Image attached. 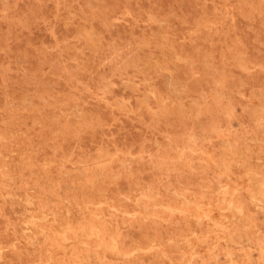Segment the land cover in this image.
Listing matches in <instances>:
<instances>
[{
    "label": "rangeland",
    "instance_id": "rangeland-1",
    "mask_svg": "<svg viewBox=\"0 0 264 264\" xmlns=\"http://www.w3.org/2000/svg\"><path fill=\"white\" fill-rule=\"evenodd\" d=\"M129 1L0 0V264H264V0Z\"/></svg>",
    "mask_w": 264,
    "mask_h": 264
},
{
    "label": "bare ground",
    "instance_id": "bare-ground-1",
    "mask_svg": "<svg viewBox=\"0 0 264 264\" xmlns=\"http://www.w3.org/2000/svg\"><path fill=\"white\" fill-rule=\"evenodd\" d=\"M10 1H11V0H10ZM42 1H43V0H42ZM105 1H106V0H105ZM121 1H123V0H121ZM137 1H138V0H136V2H137ZM148 1H149V0H148ZM195 1H196V0H195ZM67 2H68V1H67ZM107 2H108V1H107ZM127 2H128V1H127ZM129 2H131V0H130ZM153 2H154V1H153ZM49 3H50V2H49ZM49 3H47V4H49ZM63 3H64V2H63ZM63 3H62V4H63ZM105 3H106V2H105ZM105 3H104V4H105ZM110 3H111V2H110ZM117 3H119V2H117ZM122 3H124V2H122ZM197 3H198V2H197ZM40 4H41V3H40ZM50 4H51V3H50ZM52 4H53V3H52ZM64 4H66V3H64ZM68 4H69V2H68ZM119 4H120V3H119ZM153 4H154V3H153ZM58 5H59V4H58ZM58 5H57V7H58ZM69 5H70V4H69ZM154 5H155V4H154ZM48 6H49V5H47L46 8H47ZM71 6H72V5H71ZM118 6H119V5H118ZM120 6H121V5H120ZM209 6H210V5H209ZM41 7H42V6H41ZM51 7H52V6H51ZM66 7H68V5H66ZM66 7H65V8H66ZM150 7H151V6H150ZM174 7H175V6H174ZM189 7H190V5H189ZM201 7H202V6H201ZM215 7L217 8L218 6H215ZM1 8H2V7H1ZM59 8H61V6H60ZM59 8H58V9H59ZM70 8H71V7H70ZM70 8H69V9H70ZM126 8H127V7H126ZM154 8H156V5L154 6ZM179 8H180V7H179ZM50 9H51V8H50ZM52 9H53V8H52ZM71 9H72V8H71ZM143 9H145V7H144ZM151 9H152V8H151ZM174 9H176V8H174ZM195 9H196V8H195ZM205 9H206V8H205ZM59 10H60V9H59ZM59 10H58V11H59ZM139 10H140V9H139ZM145 10H146V9H145ZM188 10H189V9H188ZM70 11H73V10H70ZM95 11H96V10H95ZM166 11H167V10H166ZM179 11H180V10H179ZM179 11H178V12H179ZM38 12H39V10H38ZM40 12H41V11H40ZM40 12H39V13H40ZM88 12H89V11H88ZM117 12H118V11H117ZM182 12H183V11H182ZM188 12H189V11H188ZM19 13H20V12H19ZM41 13H42V12H41ZM130 13H131V11H130ZM152 13H153V12H152ZM175 13H176V12H175ZM4 14H5V13H4ZM111 14H112V13H111ZM126 14H127V13H126ZM141 14H142V12H141ZM141 14H140V16L143 15V14H142V15H141ZM178 14H179V13H178ZM5 15H6V14H5ZM32 15H33V14H32ZM93 15H94V14H93ZM138 15H139V14H138ZM183 15H184V14H183ZM253 15H255V14H253ZM7 16H8V15H7ZM36 16H37V15H36ZM45 16H46V15H45ZM74 16H75V15H74ZM109 16H110V14H109ZM114 16H115V15H114ZM117 17H118V15H117ZM124 17H125V16H124ZM135 18H136V17H135ZM137 18H138V17H137ZM141 18H143V16H142ZM195 18H196V17H195ZM201 18H202V17H201ZM122 19H124V18H122ZM130 19H131V18H130ZM130 19H129V20H130ZM177 19H178V18H177ZM198 19H200V17H199ZM51 20H52V18H51ZM114 20H115V19H114ZM116 20H117V19H116ZM189 20H190V19H189ZM214 20H215V19H214ZM56 22H57V21H56ZM67 22H68V21H67ZM92 24H93V22H92ZM116 24H118V22H116ZM121 24H122V22H121ZM190 24H191V22H190ZM96 26H97V25H96ZM116 26H117V25H116ZM145 26H146V25H145ZM151 26H152V25H151ZM178 26H179V25H178ZM178 26H177V28H178ZM193 26H194V24H193ZM12 27H13V26H12ZM117 27H118V26H117ZM148 27H150V26H148ZM1 28H2V27H1ZM153 28H154V27H153ZM153 28H151V29L153 30ZM16 29H17V28H16ZM113 29H115V28H113ZM116 29H117V28H116ZM120 29H121V28H120ZM123 29H124V28H123ZM184 29H185V26H184ZM212 29H213V28H212ZM212 29H211V30H212ZM53 30H54V29H53ZM103 30H104V29H103ZM135 30H136V29H135ZM135 30H132V31H135ZM182 30H183V29H182ZM188 30H189V28H188ZM215 30H216V29H215ZM231 30H233V29H231ZM117 31H118V29H117ZM126 31H127V30H126ZM132 31H131V32H132ZM142 31H143V30H142ZM174 31H175V30H174ZM176 31H177V30H176ZM196 31H198V30H196ZM213 31H214V30H213ZM122 32H123V31H122ZM146 32H147V31H146ZM209 33H211V31H210ZM215 33H216V32H215ZM127 34H128V33H127ZM127 34H126V35H127ZM132 34H133V32H132ZM132 34H130V35H132ZM134 34H135V33H134ZM197 34H198V33H197ZM219 34H220V33H219ZM105 35H106V34H105ZM112 35H113V34H112ZM114 35H115V34H114ZM138 35H139V34H138ZM202 35H203V33H202ZM216 35H217V34H216ZM109 36H110V35H109ZM109 36H108V37H109ZM184 36H185V35H184ZM230 36H231V35H230ZM59 37H60V36H59ZM106 37H107V36H106ZM120 37H121V36H120ZM134 37H135V36H134ZM149 37H150V36H149ZM126 38H128V37L126 36ZM135 38H136V37H135ZM179 38H180V36H179ZM184 38H185V37H184ZM209 38H210V37H209ZM209 38H208V39H209ZM213 38H214V37H213ZM215 38H216V37H215ZM215 38H214V42H215ZM107 39H108V38H107ZM123 39H124V38H123ZM131 39H132V37H131ZM131 39H130V40H131ZM143 39H144V38H143ZM180 39H181V38H180ZM217 39H218V38H217ZM225 39H226V38H225ZM30 40H32V39H30ZM109 40H110V39H109ZM139 40H140V39H139ZM144 40H146V39H144ZM167 40H169V39H167ZM212 40H213V39H211L210 41H212ZM42 41H43V40H42ZM42 41H41V42H42ZM133 41H134V38H133ZM217 41H218V40H217ZM226 41H227V40H226ZM231 41H232V40H231ZM240 41H241V39H240ZM52 42H53V41H52ZM74 42H75V41H74ZM115 42H118V41H115ZM214 42H213V43H214ZM50 43H51V42H50ZM68 43H69V41H68ZM103 43H104V41H103ZM180 43H182V42H180ZM185 43H186V42H185ZM78 44H79V43H78ZM114 44H115V43H114ZM116 44H117V43H116ZM150 44H151V43H150ZM150 44H149V45H150ZM183 44H184V43H183ZM183 44H181V45H183ZM205 44H206V43H205ZM209 44H212V42L209 43ZM214 44H215V43H214ZM227 44H228V43H227ZM243 44H244V43H243ZM206 45H207V44H206ZM215 45H216V44H215ZM12 46H13V45H12ZM21 46H22V45H21ZM76 46H77V45H76ZM112 46H113V44H112ZM131 46H132V45H131ZM131 46H130V47H131ZM141 46H142V45H141ZM141 46H140V48H141ZM183 46H186V48H187V45L184 44ZM203 46H204V45H203ZM221 46H222V45H221ZM47 47H48V46H47ZM114 47H115V46H114ZM117 47H118V45H117ZM134 47H136V45H135ZM147 47H148V45H147ZM217 47H219V42H218V46H217ZM246 47H248V46H246ZM60 48H61V47H60ZM60 48H59V49H60ZM118 48H119V47H118ZM186 48H185V50H186ZM188 48H189V47H188ZM212 48H213V45H212ZM214 48H216V47H214ZM219 48H220V47H219ZM41 49H42V48H41ZM103 49H104V48H103ZM156 49H157V48H156ZM196 49H197V48H196ZM200 49H201V48H200ZM200 49H199V50H200ZM203 49H204V48H203ZM44 50H45V49H44ZM104 50H105V49H104ZM113 50H114V49H113ZM124 50H125V49H124ZM126 50H127V49H126ZM158 50H159V49H158ZM176 50H177V48H176ZM207 50H208V49H207ZM246 50H247V48H246ZM248 50H249V48H248ZM66 51H67V50H66ZM66 51H65V52H66ZM109 51H110V50H109ZM134 51H135V50H134ZM211 51H212V50H211ZM216 51H217V49H216ZM36 52H37V51H36ZM68 52H69V51H68ZM75 52H76V51H75ZM113 52H114V51H113ZM157 52H158V51L155 52L156 55H157ZM162 52L165 53L164 50H163ZM202 52H203V51H202ZM209 52H210V51H209ZM66 53H67V52H66ZM77 53H78V52H77ZM105 53H106V52H105ZM105 53H104V54H105ZM110 53H111V52H110ZM115 53H116V52H115ZM166 53H167V52H166ZM177 53H178V52H177ZM191 53H192V51H191ZM246 53H248V52H246ZM249 53H251V52H249ZM71 54H72V53H71ZM162 54H163V53H162ZM251 54H252V53H251ZM251 54H250V56H251ZM7 55H8V54H7ZM11 55H12V54H11ZM113 55H115V54H113ZM153 55H154V54H153ZM184 55H185V54H184ZM70 56H71V55H70ZM116 56H117V54H116ZM154 56H155V55H154ZM167 56H168V54H167ZM185 56H186V55H185ZM242 56H243V55H242ZM248 56H249V54L247 55V58H248ZM252 56H254V55H252ZM10 57H11V56H10ZM97 57H98V56H97ZM97 57H96V58H97ZM110 57H111V56H110ZM117 57H118V56H117ZM117 57H116V58H117ZM149 57H150V56H149ZM165 57H166V56H165ZM165 57H164V58H165ZM191 57H192V56H191ZM229 57H230V56H229ZM229 57H228V58H229ZM38 58H39V56H38ZM98 58H99V57H98ZM98 58H97V59H98ZM104 58H106V57H104ZM123 58L125 59V57H123ZM128 58H129V57H128ZM159 58H160V57H159ZM164 58H163V59H164ZM169 58H170V57H169ZM224 58H225V57H224ZM254 58H255V57H254ZM97 59H96V60H97ZM101 59H102V58H101ZM256 59H257V58H256ZM259 59H260V58H259ZM119 60H120V57H119ZM125 60H127V59H125ZM135 60H136V59H135ZM153 60H154V59H153ZM159 60H160V59H159ZM168 60H169V59H168ZM170 60H171V59H170ZM197 60H199V59L197 58ZM209 60H210V59H209ZM261 60H262V59H261ZM35 61H36V60H35ZM97 61H98V60H97ZM102 61H105V59L102 60ZM102 61H101V62H102ZM131 61H132V60H131ZM138 61H139V60H138ZM144 61H145V60H144ZM221 61H222V60H221ZM223 61H225V60H223ZM251 61H252V60H251ZM253 61H254V60H253ZM257 61H258V60H257ZM263 61H264V60H263ZM263 61H262V62H263ZM2 62H3V61H2ZM99 62H100V61H99ZM106 62L108 63V61H106ZM118 62H119V61H118ZM128 62H129V61H128ZM161 62H163V61H161ZM188 62H189V61H188ZM249 62H250V59H249ZM258 62H259V61H258ZM34 63H35V62H34ZM67 63H68V62H67ZM72 63H73V62H72ZM104 63H105V62H104ZM110 63H112V62L110 61ZM110 63H109V65H110ZM147 63H148V61H147ZM155 63H156V62H155ZM159 63H160V62H159ZM164 63H165V61H164ZM206 63H207V62H206ZM208 63H210V62H208ZM75 64H76V63H75ZM95 64H97V63H95ZM122 64H123V62H122ZM160 64H161V63H160ZM167 64H168V63H167ZM174 64L176 65L177 63H174ZM178 64H179V63H178ZM226 64H227V63H226ZM80 65H81V64H80ZM93 65H94V64H93ZM100 65H102V64H100ZM104 65H105V64H103V67L106 66V65H105V66H104ZM142 65H143V64H142ZM149 65H151V64H149ZM152 65H153V63H152ZM158 65H159V64H158ZM171 65H172V64H171ZM180 65H181V63H180ZM227 65H228V64H227ZM107 66H108V65H107ZM110 66H111V65H110ZM165 66H166V63H165ZM178 66H179V65H177V67H178ZM185 66H186V65H185ZM210 66H211V65H210ZM212 66H213V65H212ZM217 66H218V65H217ZM217 66H216V67H217ZM64 67H67V66H64ZM72 67H73V66H72ZM100 67H101V66H100ZM111 67H112V66H111ZM115 67H116V66H115ZM138 67H139V66H138ZM141 67H143V66H141ZM147 67H149V66H147ZM166 67H167V66H166ZM166 67H165V68H166ZM179 67H180V66H179ZM248 67H249V66H248ZM251 67H252V66H251ZM32 68H33V67H32ZM32 68H31V69H32ZM109 68H110V67H109ZM118 68H119V67H118ZM131 68H132V67H131ZM153 68H155V67H153ZM161 68H162V67H161ZM242 68H243V67H242ZM31 69H29V70H31ZM61 69H62V68H61ZM67 69H68V67H67ZM95 69H97V68L95 67ZM103 69H104V68H103ZM123 69H124V66H123ZM133 69H134V68H133ZM144 69H145V68H144ZM169 69H170V68H169ZM182 69H183V67H182ZM184 69H186V68H184ZM107 70H108V69H107ZM141 70H143V69H141ZM160 70H161V69H160ZM178 70H179V69H178ZM33 71H34V70H32V72H33ZM110 71H111V70H110ZM110 71H109V72H110ZM123 71H124V70H123ZM133 71H134V70H133ZM137 71H138V70H137ZM139 71H140V69H139ZM165 71H166V70H165ZM165 71H164V72H165ZM180 71H181V70H180ZM183 71H184V70H183ZM203 71H204V70H203ZM207 71H208V70H207ZM22 72H23V71H22ZM52 72H53V71H52ZM64 72H65V71H64ZM94 72H95V71H94ZM97 72H98V71H97ZM116 72H118V70H116ZM121 72H122V71H121ZM127 72H128V71H127ZM144 72H145V71H144ZM158 72H159V70H158ZM162 72H163V70H162ZM167 72H169V71H167ZM181 72H182V71H181ZM181 72H180V73H181ZM217 72H218V71H217ZM23 73H24V72H23ZM33 73H34V72H33ZM50 73H51V72H50ZM67 73H68V72H67ZM71 73H72V72H71ZM76 73H77V72H76ZM101 73H102V72H101ZM113 73H115V72H113ZM113 73H112V74H113ZM124 73H125V72H124ZM128 73H129V72H128ZM152 73H153V72H152ZM195 73H196V72H195ZM256 73H258V72H256ZM256 73H255V74H256ZM19 74H20V73H19ZM19 74H16V75L18 76ZM24 74H25V73H24ZM28 74H29V73H28ZM31 74H32V73H31ZM48 74H49V73H48ZM51 74H52V73H51ZM54 74H55V73H54ZM64 74H65V73H64ZM97 74H98V73H97ZM106 74H107V73H106ZM153 74H154V73H153ZM159 74H160V73H159ZM159 74H158V75H159ZM168 74H169V73H168ZM172 74H173V73H172ZM203 74H204V73H203ZM16 75H15V76H16ZM70 75H71V74H70ZM116 75H117V74H116ZM123 75H124V74H123ZM126 75H127V74H126ZM160 75H161V74H160ZM175 75H176V74L174 73V76H175ZM211 75H212V74H211ZM230 75H231V74H230ZM249 75H250V74H249ZM2 76H3V75H2ZM2 76H1V77H2ZM7 76H8V75H7ZM7 76H6V77H7ZM36 76H37V75H36ZM45 76H46V75H45ZM59 76H60V75H59ZM73 76H74V75H73ZM96 76H97V75H96ZM102 76H103V75H102ZM129 76H130V75H129ZM131 76H132V75H131ZM141 76H142V75H141ZM176 76H177V75H176ZM179 76H180V75H179ZM226 76H227V75H226ZM247 76H248V75L246 74L245 77H247ZM260 76H261V75H260ZM1 77H0V78H1ZM48 77H50V76H48ZM61 77H62V76H61ZM76 77H77V76L75 75V78H76ZM99 77H100V76H99ZM106 77H107V76H106ZM108 77H109V76H108ZM110 77H111V76H110ZM110 77H109V78H110ZM115 77H116V76H115ZM120 77H121V76H120ZM125 77H126V76H125ZM212 77H213V76H212ZM232 77H233V76H232ZM250 77H251V76H250ZM8 78H9V77H8ZM14 78H15V77H14ZM19 78H21V77H19ZM28 78H29V77H28ZM51 78H52V77H51ZM102 78H103V77H102ZM113 78H114V77H113ZM141 78H142V77H141ZM155 78H157V77H155ZM173 78H174V77H173ZM181 78H182V77H180V79H181ZM219 78H220V77H219ZM235 78H236V77H235ZM240 78H241V77H240ZM256 78H257V77H256ZM9 79H10V78H9ZM15 79L17 80V78H15ZM77 79H78V78H77ZM93 79H94V78H93ZM99 79H100V78H99ZM111 79H112V78H111ZM114 79H115V78H114ZM125 79H126V78H125ZM145 79H146V78H145ZM183 79H186V78H183ZM199 79H200V78H199ZM205 79H206V78H205ZM226 79H227V78H226ZM261 79H264V78H261ZM11 80H12V79H11ZM20 80H21V79H20ZM78 80H79V79H78ZM81 80H82V79H81ZM84 80H85V79H84ZM84 80H82V81H84ZM86 80H87V79H86ZM105 80H106V79H105ZM128 80H129V79H128ZM130 80H131V79H130ZM132 80H134V79H132ZM150 80H151V79H150ZM218 80H219V79H218ZM234 80H235V79H234ZM245 80H246V79H245ZM76 81H77V80H76ZM88 81H89V80H88ZM191 81H192V80H191ZM201 81H202V80H201ZM207 81H209V79H208ZM225 81H226V80L224 79L223 82H225ZM227 81H228V80H227ZM231 81H232V80H231ZM242 81H243V80H242ZM256 81H257V80H256ZM0 82H1V81H0ZM3 82H4V81H3ZM11 82H12V81H11ZM15 82H16V81H15ZM18 82H19V81H18ZM89 82H90V81H89ZM102 82H103V81H102ZM116 82H117V81H116ZM159 82H160V81H159ZM199 82H200V81H199ZM223 82H222V84H224ZM258 82H259V81H258ZM13 83H14V81H13ZM16 83H17V82H16ZM73 83H74V82H73ZM111 83H114V82H111ZM149 83H151V81H150ZM153 83H154V82H153ZM157 83H158V82H157ZM201 83H202V82H201ZM247 83H248V82H247ZM21 84H22V83H21ZM93 84H94V83H93ZM98 84H99V83H98ZM123 84H124V83H122V85H123ZM128 84H129V83H128ZM155 84H156V83H155ZM185 84H186V83H185ZM199 84H200V83H199ZM202 84H203V83H202ZM256 84H257V83H256ZM260 84H261V83H260ZM263 84H264V83H263ZM3 85H4V83H3ZM6 85H8V84L6 83ZM62 85H63V84H62ZM67 85H68V84H67ZM72 85H73V84H72ZM88 85H89V84H88ZM159 85H160V84H159ZM189 85H190V81H189ZM225 85H226V84H225ZM258 85H259V84H258ZM14 86H15V85H14ZM59 86H60V85H59ZM76 86H77V85H76ZM90 86H91V84H90ZM90 86H89V87H90ZM150 86H152V85H150ZM185 86H186V85H185ZM191 86L193 87V85H191ZM226 86H227V85H226ZM259 86H260V85H259ZM261 86H262V88L264 87L263 85H261ZM10 87H12V86H10ZM62 87H63V86H62ZM95 87H96V86H95ZM98 87H100V86L98 85ZM153 87H155V86H153ZM156 87H157V86H156ZM156 87H155V88H156ZM159 87H160V86H159ZM194 87H195V84H194ZM206 87H207V85H206ZM228 87H229V84H228ZM234 87H235V86H234ZM63 88H64V87H63ZM91 88H92V87H91ZM142 88H143V87H142ZM197 88H198V87H197ZM207 88H208V87H207ZM209 88H210V87H209ZM211 88H212V87H211ZM235 88H236V87H235ZM17 89H18V88H17ZM42 89H43V88H42ZM54 89H55V87H54ZM109 89H110V88H109ZM133 89H134V88H133ZM136 89H137V88H136ZM143 89H144V88H143ZM157 89H158V88H157ZM161 89H162V88H161ZM187 89H188V88H187ZM192 89H193V88H192ZM192 89H191V90H192ZM216 89H217V88H216ZM218 89H219V88H218ZM260 89H261V88H260ZM64 90H65V89H64ZM84 90L86 91L87 89H84ZM140 90H141V89H140ZM144 90H146V89H144ZM206 90H207V89H206ZM224 90H225V89H224ZM9 91H10V89H9ZM13 91H14V89H13ZM19 91H20V90H19ZM21 91H23V90H21ZM65 91H67V90H65ZM102 91H103V90H102ZM138 91H139V90H138ZM244 91H245V90H244ZM254 91H255V90H254ZM6 92H7V91H6ZM57 92H59V91H57ZM88 92H89V91H88ZM88 92H87V93H88ZM195 92H196V91H195ZM247 92H248V91H247ZM17 93H18V92H17ZM17 93H16V96H17ZM90 93H91V92H90ZM149 93H150V92H149ZM158 93H159V92H158ZM160 93H161V92H160ZM189 93H190V92H189ZM248 93H250V92H248ZM84 94H85V93H84ZM152 94L154 95V93H151V96H152ZM202 94H203V93H202ZM0 95H1V94H0ZM21 95H22V94H21ZM64 95H65V94H63V96H64ZM99 95H100V94H99ZM180 95H181V94H180ZM187 95H188V94H187ZM233 95H234V94H233ZM245 95H246V93H245ZM263 95H264V94H263ZM16 96H15V97H16ZM58 96H59V93H58ZM157 96H158V95H157ZM194 96H195V95H193V98H194ZM203 96H204V98H205V95H204V94H203ZM0 97H1V96H0ZM13 97H14V96H13ZM43 97H44V96H43ZM59 97H60V96H59ZM105 97H106V96H105ZM110 97H111V96H110ZM122 97H123V96H122ZM125 97H126V96H125ZM125 97H124V98H125ZM159 97H160V96H159ZM179 97H180V96H179ZM252 97H253V96H252ZM11 98H12V97H11ZM19 98H20V97H19ZM62 98H63V97H62ZM65 98H66V97H65ZM87 98H88V97H87ZM89 98H91V97H89ZM148 98H149V97H148ZM182 98H184V97H182ZM200 98H201V97H200ZM81 99H82V98H81ZM92 99H93V98H92ZM106 99H107V98H106ZM135 99H136V98H135ZM201 99H202V98H201ZM236 99H237V98H236ZM47 100H48V99H47ZM63 100H64V98H63ZM107 100H109V98H108ZM148 100H150V99H148ZM197 100H198V99H197ZM202 100H203V99H202ZM219 100H220V98H219ZM222 100H223V99H222ZM229 100H230V99H228V101H229ZM239 100H240V99H239ZM244 100H245V99H244ZM244 100H243V101H244ZM49 101H50V100H49ZM82 101H83V100H82ZM215 101H216V100H215ZM220 101H221V100H220ZM230 101H231V100H230ZM236 101H237V100H236ZM50 102H51V101H50ZM83 102H84V101H83ZM147 102H148V101H147ZM223 102H224V101H223ZM247 102H249V101H247ZM247 102H246V103H247ZM35 103H36V102H35ZM56 103H57V102H56ZM148 103H149V102H148ZM150 103H151V102H150ZM153 103H154V102H153ZM197 103H199V102H197ZM217 103L220 104V102H217ZM232 103H235V102H232ZM77 104H78V103H77ZM132 104H133V103H131V106H132ZM151 104H152V103H151ZM182 104H183V103H182ZM38 105H40V104L38 103ZM109 105H111V104L109 103ZM180 105H181V104H180ZM215 105H217V104H215ZM236 105H237V104H236ZM236 105H235V106H236ZM242 105H243V104H242ZM242 105H241V106H242ZM61 106H62V105H61ZM85 106H86V105H85ZM101 106H102V105H101ZM207 106H208V104H207ZM76 107H77V106H76ZM125 107H127V106H125ZM151 107H152V106H151ZM163 107H164V106H163ZM170 107H171V106H170ZM186 107H187V106H186ZM210 107H211V106H210ZM229 107H230V106H229ZM62 108H63V107H62ZM84 108H85V107H84ZM154 108H155V107H154ZM220 108H221V107H220ZM236 108H237V107H236ZM240 108H241V107H240ZM240 108H239V109H240ZM41 109H42V107H41ZM48 109H49V108H48ZM70 109H71V108H70ZM88 109H89V108H88ZM99 109H100V108H99ZM103 109H104V108H103ZM151 109H152V108H151ZM225 109H228V108H225ZM229 109H230V108H229ZM229 109H228V110H229ZM43 110H44V109H43ZM90 110H91V109H90ZM112 110H113V109H112ZM168 110H169V109H168ZM208 110H209V109H208ZM220 110H221V109H220ZM240 110L242 111V109H240ZM51 111H52V110H51ZM69 111H70V110H69ZM69 111H68V112H69ZM75 111H76V109H75ZM81 111H82V110H81ZM114 111H115V110H114ZM116 111H117V110H116ZM210 111H211V110H210ZM224 111H225V110H224ZM226 111H227V110H226ZM231 111H232V110H231ZM1 112H2V111H1ZM52 112H54V111H52ZM59 112H60V111H59ZM71 112H72V110H71ZM84 112H85V111H84ZM84 112H83V113H84ZM87 112H88V111H87ZM95 112H96V111H95ZM104 112L106 113L105 110H104ZM201 112H203V111H201ZM228 112H229V111H228ZM27 113H28V112H27ZM37 113H38V112H37ZM99 113H100V112H99ZM99 113H97V114H99ZM105 113H104V114H105ZM109 113H110V112H109ZM168 113H169V112H168ZM212 113H213V112H212ZM229 113H230V112H229ZM231 113H232V112H231ZM97 114H96V115H97ZM100 114H101V113H100ZM197 114H198V112H197ZM31 115H32V114H31ZM31 115H30V116H31ZM38 115H39V114H38ZM60 115H63V114H60ZM75 115H76V114H75ZM77 115H78V114H77ZM94 115H95V114H94ZM102 115H103V114H102ZM144 115L146 116V114H144ZM144 115H143V116H144ZM181 115H182V114H180V116H181ZM183 115H184V112H183ZM188 115H189V114H188ZM200 115H201V114H200ZM202 115H203V114H202ZM213 115H214V114H213ZM213 115H212V116H213ZM216 115H217V114H216ZM220 115H221V114H220ZM228 115H229V114H228ZM251 115H252V114H251ZM34 116H35V114H34ZM34 116H32V117H34ZM68 116H69V115H68ZM82 116H83V115H82ZM90 116H91V115H90ZM145 116H144V117H145ZM218 116H219V114H218ZM225 116H226V114H225ZM35 117H36V116H35ZM58 117H59V116H58ZM73 117H74V116H73ZM78 117H79V116H78ZM114 117H117V116H114ZM128 117H130V116H128ZM182 117H183V116H182ZM221 117H222V115H221ZM67 118H68V117H67ZM85 118H86V117H85ZM98 118H99V117H98ZM100 118H101V117H100ZM102 118H103V117H102ZM141 118H142V117H141ZM147 118H148V116H147ZM168 118H169V117H168ZM227 118H228V117H227ZM55 119H56V118H55ZM71 119H72V118H71ZM130 119H131V118H130ZM134 119H135V118H134ZM159 119H161V118H159ZM170 119H171V118H170ZM200 119H202V118L200 117ZM205 119H206V118H205ZM215 119H216V118H215ZM28 120H29V119H28V117H27V121H26V122H28ZM56 120H57V119H56ZM76 120H77V119H76ZM87 120H88V119H87ZM90 120H91V119H90ZM96 120H97V119H96ZM105 120H106V119H105ZM107 120H108V118H107ZM122 120H124V119H122ZM157 120H158V119H157ZM168 120H169V119H168ZM179 120L181 121L180 118H179ZM197 120H198V119H197ZM224 120H225V119H224ZM61 121H62V120H61ZM140 121H141V120H140ZM146 121H147V120H146ZM173 121H174V120H173ZM48 122H49V121H48ZM62 122H63V121H62ZM104 122H105V121H104ZM108 122H109V121H108ZM108 122H107V123H108ZM160 122H161V121H160ZM176 122H177V121H176ZM201 122H202V121H201ZM201 122H200V123H201ZM203 122H204V121H203ZM221 122L224 123V121H221ZM59 123H61V122H59ZM105 123H106V122H105ZM125 123H126V122H125ZM162 123H163V122H162ZM185 123H186V121H185ZM191 123H192V122H191ZM207 123H208V121H207ZM15 124L17 125L16 122H15ZM65 124H66V123H65ZM92 124H93V123H92ZM94 124H95V123H94ZM94 124H93V125H94ZM108 124H109V123H108ZM133 124H134V123H133ZM141 124H142V123H141ZM183 124H184V123H183ZM186 124H188V122H187ZM189 124H190V123H189ZM219 124H220V123H219ZM51 125H52V124H51ZM71 125H72V124H71ZM103 125L105 126V124H103ZM106 125H107V124H106ZM161 125H162V124H161ZM164 125H165V124H164ZM175 125H176V124H175ZM204 125H205V124H204ZM209 125H210V124H209ZM27 126H28V125H27ZM42 126H43V125H42ZM53 126H54L53 128L56 129V128H55V125H53ZM66 126H68V125H66ZM72 126H73V125H72ZM115 126H116V125H115ZM117 126H118V125H117ZM133 126H135V125H133ZM137 126H138V125H137ZM172 126H173V125H172ZM210 126H211V125H210ZM0 127H2V126H0ZM56 127H57V126H56ZM69 127H70V126H69ZM165 127H166V126H165ZM167 127H168V126H167ZM207 127H208V126H207ZM207 127H206V128H207ZM72 128H73V127H72ZM75 128H76V127H75ZM75 128H73V129H75ZM99 128H100V127H99ZM114 128H115V127H114ZM48 129H49V127H48ZM118 129H119V128H118ZM159 129H160V128H159ZM173 129H174V128H173ZM173 129H171V130H173ZM194 129H195V128H194ZM203 129H204V128H203ZM217 129H218V128H217ZM22 130H23V129H22ZM96 130H97V129H96ZM103 130H104V128H103ZM106 130H107V129H106ZM116 130H117V128L115 129V131H116ZM137 130H138V129H137ZM137 130H136V131H137ZM156 130H157V129H156ZM174 130H175V129H174ZM185 130H186V129H185ZM192 130H193V128H192ZM245 130H246V129H245ZM45 131H46V130H45ZM104 131H105V130H104ZM161 131H163V130H161ZM179 131H180V130H179ZM203 131H204V130H203ZM38 132H40V131L38 130ZM38 132H37V133H38ZM43 132H44V131H43ZM68 132L70 133V131H68ZM98 132H99V131H98ZM109 132H110V131H109ZM146 132H147V131H146ZM176 132H177V131H176ZM192 132H193V131H192ZM28 133H29V132H28ZM37 133H34V134H37ZM96 133H97V132H96ZM96 133H95V134H96ZM147 133H149V131H148ZM169 133H172V132H169ZM180 133H181V132H180ZM182 133H183V132H182ZM227 133H228V132H227ZM247 133H249V132H247ZM26 134H27V133H26ZM65 134H66V133H65ZM107 134H108V133H107ZM107 134H106V135H107ZM113 134H114V133H113ZM235 134H236V133H235ZM57 135H58V134H57ZM62 135H63V134H62ZM96 135L98 136V134H96ZM182 135H183V134H182ZM212 135H213V134H212ZM246 135H247V134H246ZM36 136H37V135H36ZM36 136H35V137H36ZM45 136H46V135H45ZM63 136H64V135H63ZM79 136H81V135L79 134ZM83 136H84V135H83ZM101 136H102V134H101ZM152 136H153V135H152ZM43 137H44V135H43ZM67 137H69V136H67ZM98 137H99V136H98ZM98 137H96V138H98ZM193 137H194V136H193ZM205 137H207V136H205ZM33 138H34V137H33ZM33 138H32V139H33ZM83 138H84V137H83ZM88 138H89V137H88V135H87V138H86V139H88ZM93 138H94V137H93ZM105 138H106V137H105ZM147 138H148V137H147ZM170 138H171V137H170ZM194 138H195V137H194ZM202 138H203V137H202ZM202 138H199V139L202 140ZM209 138H210V137H209ZM98 139H99V138H98ZM102 139H104V138H102ZM112 139H114V138H112ZM145 139H146V138H145ZM164 139H167V138H164ZM168 139H169V138H168ZM168 139H167V140H168ZM196 139L198 140V137H196ZM207 139H208V137H207ZM35 140H36V138H35ZM66 140H67V138H66ZM71 140H74V139H71ZM88 140H90V139H88ZM108 140H109V139H108ZM138 140H139V139H138ZM161 140H162V139H161ZM187 140H188V139H187ZM197 140H196V142H197ZM200 140H199V141H200ZM68 141H69V140H68ZM103 141L106 142V140H103ZM110 141H111V140H110ZM159 141H160V139H159ZM205 141H206V139H205ZM207 141H208V140H207ZM207 141H206V142H207ZM90 142H91V141H90ZM93 142H94V141H93ZM98 142H99V141H98ZM101 142H102V141H101ZM140 142H141V140H140ZM203 142H204V141H203ZM206 142H204V143H206ZM231 142H232V141H231ZM250 142H251V141H250ZM52 143H53V142H52ZM72 143H73V142H72ZM84 143H85V142H84ZM96 143H97V142H96ZM103 143H104V142H103ZM107 143H109V142H107ZM112 143H113V142H112ZM138 143H139V142H138ZM163 143H164V142H163ZM181 143H182V142H181ZM197 143H198V142H197ZM46 144H47V143H46ZM63 144H64V143H62V144H60V145H63ZM75 144H76V143H74V145H75ZM77 144H78V143H77ZM86 144H87V142H86ZM98 144H100V143H98ZM146 144H147V143H146ZM146 144H145V145H146ZM174 144H176V143L174 142ZM200 144H201V143H200ZM200 144H199V145H200ZM70 145H71V144H70ZM78 145H79V144H78ZM107 145H108V144H107ZM110 145H111V143H110ZM110 145H109V148H110ZM119 145H120V144H119ZM187 145H188V144H187ZM63 146L65 147V145H63ZM75 146H77V145H75ZM80 146H81V145H80ZM85 146H86V145H85ZM85 146H84V147H85ZM97 146H98V145H97ZM101 146H102V145H101ZM103 146H104V144H103ZM148 146H149V145H148ZM200 146H201V145H200ZM202 146H203V145H202ZM81 147H82V146H81ZM81 147H80V148H81ZM104 147H105V146H104ZM125 147H127V146H125ZM142 147H143V146H142ZM166 147H168V146H166ZM169 147H170V146H169ZM177 147H180V146H177ZM71 148H72V146H71ZM73 148H74V147H73ZM78 148H79V147H78ZM94 148H95V147H94ZM102 148H103V147H102ZM109 148H108V149H109ZM114 148H115V147H114ZM117 148H118V147H117ZM119 148H120V147H119ZM135 148L137 149V146H136ZM227 148H228V147H227ZM43 149H44V148H43ZM66 149H67V148H66ZM82 149H83V148H82ZM92 149H93V148H92ZM92 149H91V150H92ZM112 149H113V147H112ZM112 149L110 148V150H112ZM141 149H142V148H141ZM144 149H146V148H144ZM191 149H192V148H191ZM57 150H58V149H57ZM73 150H74V149H73ZM83 150H84V149H83ZM85 150H86V149H85ZM87 150H88V149H87ZM101 150H103V149H101ZM104 150H105V149H104ZM158 150H159V149H158ZM45 151H46V150H45ZM61 151H62V150H61ZM74 151H75V150H74ZM107 151H108V150H107ZM175 151H176V150H175ZM56 152H57V151H56ZM59 152H60V150H59ZM77 152H78V151H77ZM79 152H80V150H79ZM87 152H88V151H87ZM87 152H85V153H87ZM91 152H92V151H91ZM118 152H119V151H118ZM157 152H158V151H157ZM45 153H46V152H45ZM45 153H44V154H45ZM49 153H50V152H49ZM49 153H48V154H49ZM60 153H62V152H60ZM81 153H82V152H81ZM105 153H106V150H105ZM107 153H109V152H107ZM115 153H116V152H115ZM134 153H135V152H134ZM145 153H146V152H145ZM165 153H166V151H165ZM69 154H70V153H69ZM94 154H95V153H94ZM96 154H97V153H96ZM101 154H102V153H101ZM131 154H133V153L131 152ZM155 154H156V153H155ZM171 154H172V152H171ZM186 154H187V153H186ZM45 155H46V154H45ZM62 155H63V153H62ZM71 155H72V154H70V156H71ZM82 155H83V154H82ZM98 155H99V154H98ZM103 155H104V154H103ZM187 155H189V154H187ZM187 155H186V156H187ZM231 155H232V154H231ZM37 156H38V155H37ZM75 156H76V155H75ZM88 156H89V155H88ZM181 156L183 157V155H181ZM186 156H185V158H186ZM193 156H196V155L194 154ZM60 157H61V156H60ZM63 157H64V156H63ZM71 157H72V156H71ZM71 157H70V158H71ZM76 157H77V156H76ZM86 157H87V155H86ZM132 157H133V156H132ZM150 157H151V156H150ZM40 158H41V157H40ZM65 158H66V156H65ZM80 158H81V157H80ZM202 158H204V157H202ZM38 159H39V157H38ZM85 159L87 160V158H85ZM139 159H141V158H139ZM190 159H191V158H190ZM247 159H248V158H247ZM45 160H46V159H45ZM68 160H69V159H68ZM71 160H72V159H71ZM74 160H75V158H74ZM74 160H72V161H74ZM79 160H80V159H79ZM141 160H142V159H141ZM191 160H192V159H191ZM40 161H41V160H40ZM240 161H241V160H240ZM38 162H39V161H38ZM69 162H70V161H69ZM170 162H171V161H170ZM175 162H176V161H175ZM59 163H60V162H59ZM105 163H106V161H105ZM134 163L136 164V161H135ZM153 163H154V162H153ZM192 163L194 164V163H196V162H192ZM53 165H54V164H53ZM55 165H56V164H55ZM96 165H98V164H96ZM183 165H184V164H183ZM188 165H189V164H188ZM190 165H191V164H190ZM190 165H189V166H190ZM37 166H38V165H37ZM50 166L52 167V165H50ZM111 166H112V165H111ZM143 166H144V165H143ZM193 166H194V165H193ZM201 166H203V165L201 164ZM51 167H50V168H51ZM128 167H131V165L128 166ZM128 167H127V168H128ZM155 167H156V166H155ZM173 167H174V165H173ZM176 167H177V166H175V168H176ZM195 167H196V166H194V169H196ZM252 167H253V166H252ZM50 168H49V169H50ZM53 168H54V167H53ZM89 168H91V167H89ZM133 168H134V167H133ZM138 168H139V167H138ZM141 168H142V167H141ZM168 168H169V167H168ZM191 168H192V167H191ZM45 169H47V168L45 167ZM49 169H48V170H49ZM116 169H117V168H116ZM116 169H115V170H116ZM178 169H179V168H178ZM178 169H177V171H178ZM184 169H185V168H184ZM33 170H34V169H33ZM93 170H94V169H93ZM102 170H103V169H102ZM111 170H112V169H111ZM117 170L119 171V169H117ZM123 170H124V169H123ZM129 170H130V169H129ZM131 170H132V169H131ZM153 170H154V169H153ZM153 170H152V171H153ZM45 171H46V170H45ZM50 171H51V170H50ZM57 171H58V170H57ZM106 171H107V169H106ZM48 172H49V171H48ZM119 172H121V171H119ZM140 172H141V171H140ZM140 172H139V173H140ZM184 172H185V171H184ZM49 173H50V172H49ZM52 173H53V172H52ZM57 173H58V172H57ZM87 173H88V172H87ZM111 173H112V171H111ZM132 173L134 174V171H133ZM137 173H138V172H137ZM150 173H151V172H150ZM160 173H161V172H160ZM176 173H178V172H176ZM248 173H249V172H248ZM25 174H26V173H25ZM25 174H24V175H25ZM27 174H28V173H27ZM88 174H89V173H88ZM118 174H119V173H118ZM125 174H126V173H125ZM151 174H152V173H151ZM155 174H158V173H155ZM161 174H162V173H161ZM195 174H196V172H195ZM203 174H204V173H203ZM54 175H55V173H54ZM135 175H136V174H135ZM138 175H139V174H138ZM148 175H149V174H147V176H148ZM244 175H245V174H244ZM51 176H52V175H50V177H51ZM71 176H72V175H71ZM144 176H146V174H145ZM150 176H151V175H150ZM245 176H246V175H245ZM98 177H99V176H98ZM118 177H119V176H118ZM120 177H121V176H120ZM191 177H192V176H191ZM199 177H201V176H199ZM123 178H124V177H123ZM137 178H138V177H137ZM148 178H149V177H148ZM203 178H204V177H203ZM46 179H47V178H46ZM54 179H55V178H54ZM139 179H140V178H139ZM183 179H184V178H183ZM192 179H194V178L192 177ZM140 180H141V179H140ZM150 180H152V179H150ZM150 180H149V181H150ZM189 180H190V178H189ZM246 180H247V179H246ZM107 181H108V180H107ZM119 181H120V179H119ZM178 181H179V180H178ZM178 181H177V182H178ZM38 182H39V181H38ZM40 182H41V181H40ZM47 182H48V181H47ZM102 182H103V181H102ZM123 182H124V181H123ZM183 182H184V180H183ZM188 182H189V181H188ZM115 183H116V182H115ZM124 183H125V182H124ZM137 183H139V181H138ZM197 183H198V182H197ZM38 184H39V183H38ZM118 184H119V183H118ZM129 184H130V182H129ZM204 184H205V183H204ZM97 185H98V184H97ZM258 185H259V184H258ZM124 186H125V185H124ZM129 186H130V185H129ZM154 186H155V185H154ZM119 187H120V186H119ZM119 187H118V188H119ZM130 187H131V186H130ZM173 187H174V185H173ZM177 187H178V185H177ZM223 187H224V186H223ZM223 187H222V188H223ZM225 187H226V186H225ZM263 187H264V186H263ZM59 188H60V186H59ZM59 188H58V189H59ZM114 188H115V187H114ZM134 188H135V187H134ZM175 188H176V186H175ZM175 188H174V189H175ZM178 188H179V187H178ZM178 188H177V189H178ZM130 189H131V188H130ZM84 190H85V189H84ZM121 190H123V189H121ZM128 190H129V189H128ZM131 190H134V189L132 188ZM135 190H136V189H135ZM177 191H178V190H177ZM19 193H20V192H19ZM58 193H59V192H58ZM138 193H139V192H138ZM81 194H82V193H81ZM232 194H233V193H232ZM19 195H20V194H19ZM230 196H232V195L230 194ZM143 197H144V196H143ZM249 197H250V196H249ZM251 197H252V196H251ZM222 198H223V197H222ZM222 198H221V199H222ZM30 199H31V198H30ZM222 200H223V199H222ZM222 200H221V201H222ZM249 200H251V199H249ZM26 201H27V200H26ZM27 202L29 203L30 201H27ZM28 203H27V204H28ZM30 203H31V202H30ZM23 204H24V203H23ZM174 204H175V203H174ZM28 205H29V204H28ZM83 205H84V204H83ZM97 205H99V203H97ZM102 205H103V204H102ZM94 206H95V205H94ZM228 206H229V205H228ZM230 206H231V205H230ZM225 208H228V207H225ZM231 208H232V207H231ZM3 209H4V208H3ZM112 209H113V208H112ZM232 209H233V208H232ZM49 210H50V209H49ZM65 210H66V209H65ZM128 210H129V209H128ZM224 210H225V209H224ZM224 210H223V211H224ZM233 210H234V209H233ZM47 211H48V210H47ZM221 211H222V210H221ZM223 211H222V212H223ZM226 211H227V210H226ZM236 211H237V210H236ZM26 212H27V211H26ZM65 212H66V211H65ZM180 212H182V211H180ZM135 213H136V212H135ZM40 214H41V213H40ZM42 214H43V213H42ZM51 214H52V213H51ZM64 214H67V213H64ZM52 216H53V215H52ZM92 216H94V215H92ZM40 217H41V216H40ZM45 217H46V216H45ZM203 217H204V216H203ZM206 217H207V216H206ZM30 218H32V217L30 216ZM30 218H29V219H30ZM71 218H72V216H71ZM95 218H97L96 215H95ZM207 218H208V217H207ZM34 219H36V218H34ZM52 219H53V218H52ZM121 219H122V218H121ZM224 219H225V218H223V220H224ZM41 220H45V219L42 218ZM28 221H29V220H28ZM114 221H115V220H114ZM25 222H26V221H25ZM48 222H51V221H48ZM77 223H78V222H77ZM23 224H24V223H23ZM65 224H66V223H65ZM78 224H79V223H78ZM24 225H25V224H24ZM66 225L68 226V224H66ZM76 225H77V224H76ZM37 228L39 229V227H37ZM73 228H74V227H73ZM92 228H93V227H92ZM64 229L66 230V227H65ZM67 229H68V227H67ZM69 229H70V228H69ZM71 229H72V227H71ZM71 229H70V230H71ZM140 229H141V228H140ZM73 230H74V229H73ZM93 230H95V229L93 228ZM126 230H127V228H126ZM126 230H125V231H126ZM129 230H130V229H129ZM141 230H142V229H141ZM76 231H77V230H76ZM78 231H80V229H78ZM81 231H82V230H81ZM90 231H91V230H90ZM90 231H89V232H90ZM95 231H96V230H95ZM119 231H120V230H119ZM127 231H128V230H127ZM130 231H131V230H130ZM134 231H135V230H134ZM139 231H140V230H139ZM38 232H40V231H38ZM64 232H65V231H64ZM64 232H63V233H64ZM68 232H69V230H68ZM96 232H97V231H96ZM96 232H95V233H96ZM174 232H175V231H174ZM40 233H41V232H40ZM50 233H51V232H50ZM81 233H82V232H81ZM95 233H94V234H95ZM127 233H128V232H127ZM127 233H126V234H127ZM141 233H142V232H141ZM56 234H57V233H56ZM61 234H62V233H61ZM71 234H74V232L72 233V231H71ZM89 234H90V233H89ZM99 234H100V233H99ZM126 234H124V235L126 236ZM143 234H144V233H143ZM37 235H38V234H37ZM79 235H80V234H79ZM85 235H86V234H85ZM90 235H91V234H90ZM61 236H62V235H61ZM122 236H123V235H122ZM125 236H124V237H125ZM193 236H194V235H193ZM56 237H57V236H56ZM63 237H64V236H63ZM90 237H91V236H90ZM92 237H93V235H92ZM110 237H112V236H110ZM110 237H109V240H110ZM61 238H62V237H61ZM87 238H88V237H87ZM95 238H97V237H96V234H95ZM126 238H127V237H126ZM130 238H131V237H130ZM63 239H64V238H63ZM63 239H62V240L60 239V240H61V241H65V240H66V239H65V240H63ZM131 239H132V238H131ZM7 240H8V239H7ZM98 240H100V239H98ZM113 240H114V239H113ZM113 240H112L111 242H113ZM129 240H130V239H129ZM137 240H138V239H137ZM219 240H220V239H219ZM119 241H120V240H119ZM121 241H122V240H121ZM121 241H120V242H121ZM43 242H45V241H43ZM66 242H67V241H66ZM83 244H84V243H83ZM99 244H101V241L98 243V245H99ZM43 245H44V244H43ZM79 245H80V244H79ZM111 245H112V244H111ZM111 245H109V246L111 247ZM11 246H12V245H11ZM45 246H46V245H45ZM81 246H82V245H81ZM96 246H97V245H96ZM103 246H104V245H103ZM103 246H102V247H103ZM109 246H108V247H109ZM97 247H98V246H97ZM100 247H101V246H100ZM114 247H115V245H114ZM62 248H63V247H62ZM92 248H94V247H92ZM95 248H96V247H95ZM105 248H106L105 250H107V247H105ZM151 248H152V247H151ZM49 249H50V248H49ZM111 249H113V248H111ZM114 249H115V248H114ZM114 249H113V250H114ZM154 249H155V248H154ZM47 250H48V249H47ZM146 250H147V249H146ZM159 250H160V249H159ZM165 250H166V249H165ZM109 251H111V250H109ZM115 251H116V250H115ZM134 251H135V250H133V252H134ZM154 251H155V250H154ZM45 252H46V248H45ZM47 252H48V251H47ZM140 252H141V251H140ZM142 252H143V251H142ZM147 252H149V251H147ZM116 253H117V252H116ZM116 253H115V254H116ZM117 255H118V253H117ZM124 255H125V254H124ZM73 256H74V255H73ZM118 256H119V255H118ZM122 256H123V255H122ZM126 256H127V255H126ZM126 256H125V257H126ZM231 256H232V255H231ZM190 257H191V256H190ZM190 259H191V258H190ZM21 260H22V259H21ZM41 261H42V260H41ZM47 261H48V260H47ZM37 262H38V261H37ZM44 263H45V262H44ZM44 263H43V264H44ZM22 264H23V263H22Z\"/></svg>",
    "mask_w": 264,
    "mask_h": 264
}]
</instances>
